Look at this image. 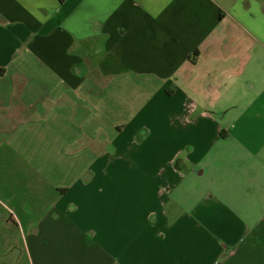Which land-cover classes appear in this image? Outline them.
<instances>
[{"label":"crops","instance_id":"0c3cea01","mask_svg":"<svg viewBox=\"0 0 264 264\" xmlns=\"http://www.w3.org/2000/svg\"><path fill=\"white\" fill-rule=\"evenodd\" d=\"M14 1L0 15V264H264V143L248 154L261 160H210L233 110L264 142L258 98L228 102L254 88L264 0ZM222 170L253 199L230 221L205 186Z\"/></svg>","mask_w":264,"mask_h":264},{"label":"rangeland","instance_id":"374dc122","mask_svg":"<svg viewBox=\"0 0 264 264\" xmlns=\"http://www.w3.org/2000/svg\"><path fill=\"white\" fill-rule=\"evenodd\" d=\"M18 7L20 6L19 3H16L14 0H0V15H6L10 16V8L11 7ZM2 28H8L12 33L15 34L21 33V31H24L23 23L16 22L7 24V21H4ZM19 25L22 26V28L19 27ZM32 40V39H31ZM32 43V42H31ZM44 43L42 38H39L38 40V47L42 46ZM33 48V47H32ZM38 52L36 55H41L40 50L36 49ZM30 55V56H29ZM29 55H25V61L29 63H33L32 66L34 67H42L41 63H37V61L34 59V57L29 53ZM262 58V60H256L254 65L255 68L249 70L246 74L248 75V78L250 81L253 82L254 88L252 91L247 90L244 85H242L240 82H238L237 87L233 89V95L232 98L229 99V104L232 103L233 98L235 96V99L237 102L240 103V106H246L250 104L251 100L257 99L259 96L264 98V54H259ZM118 70V65L115 67L114 71ZM221 103V100L218 102ZM222 104H225L224 102ZM226 105V104H225ZM211 111L217 112V108H213ZM244 111V110H243ZM241 111H231L229 116L221 121V124L225 127V129L228 131V134L225 138H220L219 146H216L219 148V152L216 154H212L210 159L211 160H239L238 157H243L244 160H261V158H254L252 159L248 154L249 151H252L258 146H260L263 141H260L258 136L256 135L257 132L255 130H245L242 127L247 125L246 119L243 118ZM244 170V169H243ZM248 175H252L253 171H247ZM218 177V179L215 177ZM244 176V175H243ZM245 182L247 180V176H245ZM217 179V180H216ZM188 181V180H186ZM206 187H209V189L212 191L213 194L217 195L221 201L222 207L225 209V215L227 221H230V218L233 219L234 216H237L239 210H242L244 205L248 204L246 200H251L253 203V199L248 196H239L236 195V191L242 192V194H245L247 192L244 185H242L241 180H235L231 183V178L229 177L226 170H222L215 174H210L208 183L205 185ZM202 186H199V190L201 191ZM235 189V190H234ZM253 190H257V188L253 187ZM198 191H196L197 193ZM253 192V191H251ZM243 198V202L241 203V199ZM260 206L264 207V198L260 197L258 199ZM251 206V203H249ZM256 207H258L256 205ZM232 210L233 212H230ZM261 213V212H260ZM260 215V214H259ZM259 221V219H258ZM257 221V223H258ZM253 225H255L253 223ZM212 229L217 233L218 237L222 240H227L224 238V233L222 232L221 224L217 225H211ZM218 228V230H217ZM237 230V226L236 229ZM233 236V235H231ZM201 246H196V251H200ZM195 253V250H194Z\"/></svg>","mask_w":264,"mask_h":264},{"label":"flooded vegetation","instance_id":"af4514ba","mask_svg":"<svg viewBox=\"0 0 264 264\" xmlns=\"http://www.w3.org/2000/svg\"><path fill=\"white\" fill-rule=\"evenodd\" d=\"M248 90H251V89L248 88ZM258 102L262 105V108L264 109V98L260 97V99H259V97H258ZM239 160H242V159L239 158ZM206 170H208V167L207 166H205V167L204 166H196L195 168L192 169V172L198 177V174L200 172L203 171L205 173ZM198 178H201V177H198ZM257 200H258V198H257ZM256 205L257 206L259 205L258 201H257Z\"/></svg>","mask_w":264,"mask_h":264},{"label":"water","instance_id":"95a60500","mask_svg":"<svg viewBox=\"0 0 264 264\" xmlns=\"http://www.w3.org/2000/svg\"><path fill=\"white\" fill-rule=\"evenodd\" d=\"M204 175V172L202 171V172H200L199 174H198V177H202Z\"/></svg>","mask_w":264,"mask_h":264}]
</instances>
